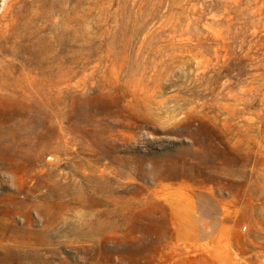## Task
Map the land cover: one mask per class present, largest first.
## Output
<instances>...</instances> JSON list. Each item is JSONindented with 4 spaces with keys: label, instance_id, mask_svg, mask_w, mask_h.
<instances>
[{
    "label": "rangeland",
    "instance_id": "obj_1",
    "mask_svg": "<svg viewBox=\"0 0 264 264\" xmlns=\"http://www.w3.org/2000/svg\"><path fill=\"white\" fill-rule=\"evenodd\" d=\"M0 264H264V0H0Z\"/></svg>",
    "mask_w": 264,
    "mask_h": 264
}]
</instances>
